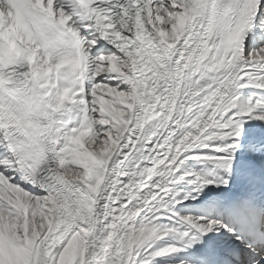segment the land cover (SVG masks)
Listing matches in <instances>:
<instances>
[{
    "label": "snow or ice",
    "instance_id": "6c2138e0",
    "mask_svg": "<svg viewBox=\"0 0 264 264\" xmlns=\"http://www.w3.org/2000/svg\"><path fill=\"white\" fill-rule=\"evenodd\" d=\"M0 264H264V0H0Z\"/></svg>",
    "mask_w": 264,
    "mask_h": 264
}]
</instances>
